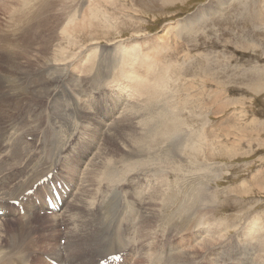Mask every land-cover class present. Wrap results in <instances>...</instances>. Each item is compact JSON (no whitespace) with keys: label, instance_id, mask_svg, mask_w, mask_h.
Masks as SVG:
<instances>
[{"label":"rangeland","instance_id":"obj_1","mask_svg":"<svg viewBox=\"0 0 264 264\" xmlns=\"http://www.w3.org/2000/svg\"><path fill=\"white\" fill-rule=\"evenodd\" d=\"M36 1L37 0L33 3H38V1ZM52 1L53 0H51V3H56ZM86 1L87 0H67L66 6V0H64V7H67V12H71L76 8V10L73 11L74 15L79 12L83 16L84 10L89 12V7L91 6L93 8L97 6L96 8L99 9L97 11L99 15L98 19L92 16L90 20L94 26L93 29L86 28V30L82 31L78 28L74 30V27L81 25V23H84L82 27L87 26V23L79 18L74 19L73 23H69L68 34L73 36L74 41L76 40L75 46L68 45V39H65V42L61 39L60 30H56L55 24L50 23L52 20L54 21V19L50 20L48 23H44L42 20H37L36 22L35 20L36 35H32L34 30L32 31L30 29L19 32L20 40H18V44L16 43V48L22 55L17 57V59L25 63L27 70H30L28 78L23 74L15 73V76L9 75L11 68L14 67V63L4 50L0 53V101L4 102L2 99L7 96L4 93L6 88L3 87L5 86L13 94H26L27 92L25 93V91L27 89L34 90L35 88V94L37 96L40 95L37 97L39 100H32L33 103L31 105L29 104V106L26 102L31 101L22 98V102L21 99H18L16 102L17 106L16 104L14 105L21 108L19 111L12 112V108L11 110L9 108L11 104L0 102V115H10L11 120L14 119L16 121L21 120L24 115L27 117V123L25 125L19 126L15 124V129L18 131L17 134L19 133L15 141L4 146L6 143V141L4 142L6 136L2 135L3 141L0 138V159L2 158L1 160H3L2 162L0 160V171L9 169V174L7 173L5 176L0 174V183L6 182L5 184L8 185L10 182L9 186L19 184V188L21 187L19 190L25 189L29 186V181L32 176L38 173L47 162L49 164H56L58 162V164H62L60 172L64 175L60 177L61 181L67 184L77 195L78 188H80L78 186L83 184L86 167L92 158L99 153L100 149L103 148L105 142L107 143V137L110 135L108 132L114 128H111L115 121L114 116L116 119L120 117V114L124 112L123 109L127 102H124L123 109H115L114 94L120 91H117V87H113L115 85L114 80H116L117 77L110 78L108 75L116 66L113 60V55L117 57V53H115V51H117L116 48L122 43H124V45L127 43L128 45L130 40V42H132L133 39L136 38L135 36L139 35L142 38H137L134 42L139 44L138 42L143 40L144 52L150 53L149 50L154 48L152 39L155 37L158 38V34L163 35L167 25L170 24L173 26L175 23L181 21L192 23L195 26L187 28L186 32L182 35L179 30L175 31L173 35L170 33V35H168L170 40L168 38L164 40V44L169 48L159 49L155 52V55L162 60L161 64L164 69L162 79L165 82V87L160 89L161 97H159V94L155 96L156 92H154V98H157L156 103L159 105L154 109L153 115L155 119L160 121L165 116L169 117V111H171V114L174 112L179 122L182 123V131L177 135L180 140L178 142L180 144L185 142V146L187 147L172 149L179 150L178 154L184 160L181 163H173L176 166L172 164L173 166L166 167L178 169V171L173 172V174L176 175L172 178L173 184L178 182L181 178L179 176L182 175H184L182 176V180L186 178L189 182L188 184L183 183V185L178 182L182 190H184V185L185 187L193 185L195 188L200 187V182L206 183L202 178L208 174V178L212 181L210 182L211 192L213 191L211 195L214 199L216 198V201L218 200V205H216L220 210L216 219H218V222H225L229 225H239L235 229L232 226L227 228L226 231L229 234L226 236V239L230 240L229 242L224 245L222 244L223 246L216 250L204 253L198 262L194 264H217L214 259H217L219 256L222 260V264H249L248 261L253 263V260H249L248 258H252V255H256V252H254V245L247 244L248 242L243 240V243L240 241L241 246L238 247L236 236L237 232H243L254 219L264 222V0H92L91 5L86 3ZM77 6L79 7L77 8ZM22 7L17 11L18 16L20 15L19 11ZM21 15H25V12ZM54 15L55 14H52V16ZM2 23H4V16L0 10V25ZM45 24H49V26L44 28ZM41 26L43 27L39 29ZM169 28L168 26L167 29ZM20 34H22V37ZM174 35H176L177 38H175ZM164 36L167 37L166 34ZM23 39L25 41H22ZM175 40H178L181 45L177 52L174 51ZM91 44L96 45L91 47L90 50H94V47L100 49L98 55H100L101 60L96 67L97 73H94V75L92 74L94 79H89L90 83H84L85 85H82L79 84L80 82H78V80H74L73 82L70 80L71 76H73L72 74H74L73 77L76 76V70L72 68L74 66L69 69L73 73L71 71H64L65 66H53L55 65L54 59L61 49L58 47L59 45H63L64 48L70 52L72 51L71 53H76L79 51L78 49L80 47L89 50ZM128 47L130 46L128 45ZM112 49H115V51ZM91 51L85 52L84 55H88ZM109 61L111 63H109ZM31 62H33L34 65L27 64ZM49 63L51 70L48 69L47 71H43V69L40 68L38 71L36 70L38 65H49ZM99 64H101V66ZM32 66L34 68V73H31L33 69L31 68ZM45 72L47 73L45 74ZM41 75L43 78H41ZM20 76L25 78L17 79V77ZM88 76L89 74L83 76V78ZM15 78L16 84L20 83V80L25 83L38 82L36 85L29 84L28 87L24 86L25 89L23 86H18L19 89L17 87V90H11L9 86L4 83H8L7 81L10 83ZM11 79L13 80L11 81ZM57 80H59V84H57ZM45 83L47 85H45ZM44 86L47 87H45L46 90ZM190 87L192 89H190ZM68 88L71 89L70 92H74V98H76L79 103L75 104L68 99ZM23 89L24 91H22ZM43 89L45 91L41 97ZM14 91L16 92L14 93ZM38 91L40 94H37L39 93ZM75 92H78V94ZM93 100L94 102L92 104ZM131 100L132 98L129 99V111L133 109ZM116 102H119V100L116 99ZM146 106L147 103H144L145 109H148L147 107L149 106ZM78 109L80 110L79 112ZM84 110H88L89 112L87 111L86 120H81L80 117L81 115L83 116ZM100 110H103L104 113H101ZM28 113L31 115H28ZM103 118L107 120L103 121ZM2 119L3 117L0 116V122ZM100 122H102V124ZM94 128H97L98 131L94 130ZM0 129H4L3 125H0ZM23 129H26L25 133ZM32 129L34 130L33 132ZM128 129L130 131L132 130L131 124L128 126ZM128 129H126L125 132L127 135L129 134ZM143 129L144 128H141V131ZM191 129H195L196 132L194 135L190 133L187 134L188 131H192ZM116 133L117 131L112 135ZM172 134H175V132ZM183 134L186 136H183ZM31 135L36 136L31 137ZM126 139L128 143L131 141L129 137ZM142 139L140 140V147H134L133 150H152V153H154L153 150H160L158 148L159 144L155 148L149 149L147 146H143V144H141ZM189 139H192L193 142L192 140L189 142ZM61 140L64 141V144H67L63 148L65 152H63L62 156H64L68 150H73L75 151L73 157H68L65 160H62V157L48 159L44 157L42 153L38 152V150H45V148L53 150V148L56 147L55 144L61 146ZM125 141L116 146L115 157L112 158L113 163H122L119 167H124L121 165H127L132 161L138 160V158L134 160L135 157L134 159L133 157L127 158L128 156L126 153L128 154V151L122 154V150H126L124 146ZM171 143H175L172 137L166 145L163 143L161 147L164 146L163 148L169 150L167 146ZM60 148H62V146ZM182 149L184 150L182 151ZM190 152H192V154ZM144 153L145 159H142L148 163L146 165L147 167H150V165H159L160 162L150 160L153 158L152 155H149L147 151ZM194 155H197L198 158ZM188 156L197 159L199 164H202L198 167L199 170L195 168V173H198L197 175L201 176L205 174L201 176L202 178L199 176L198 179L195 178V173L191 175L193 178L187 177V174L185 175L186 170L191 171L189 166L192 167L189 165L190 162L188 159L190 158ZM164 157L163 155L162 161L165 159ZM49 170L48 168L46 169V171ZM29 171L30 173H28ZM24 172L27 174H24ZM199 172H201V175ZM68 173L74 175L70 176ZM26 178H28L27 182L25 181ZM23 180L26 182L27 186L24 184ZM130 182H132V178L129 181V186ZM146 183L144 178L142 180L137 179L136 187L132 186V188H129L126 186L124 190H118L117 195L121 196L128 191L131 197H133L136 193V189L138 190L139 187L144 185L147 186ZM153 185L154 184L151 183L148 188L150 189ZM170 185H172V183ZM85 186H87V184ZM172 186L177 190V187L174 185ZM148 188L146 189L147 192H149ZM100 197L101 195H97L96 192V201H99ZM181 204V202L177 203L176 206H178V209H180ZM11 206L15 209L16 215L11 214L10 217L6 218L2 215L0 216V222L6 225L4 226L5 228L3 227V229H0V254L5 255L23 251L17 255L22 256L25 264H61L58 262L60 260L56 259V256L59 254L62 255L64 261L70 258L72 261L74 260L76 264H85L87 260L88 263H90L91 259H93V261L96 260V262L92 264L98 263L99 258H97L95 250L89 249L86 246L79 247L80 252L77 254L65 256L63 250L58 248L60 245L59 243H61V248H63L66 244V240H68V236H76L73 233V229L76 228V226L74 227L75 222L72 217H66L67 221L65 222L64 219H61V221L65 223V226L60 224L56 227L54 213L47 210L35 213L31 220L30 229L26 231V238L30 236L29 241L18 249L11 251L12 247L18 243L16 239L19 237L22 228L17 210L19 209L20 214L24 215V210L17 207L14 202H12ZM171 208V211H167L162 214V216L170 215L175 209ZM94 211L95 209H93V212ZM177 212L180 211L178 210ZM196 212L197 211H195V213ZM57 213L62 214L64 212L63 210H57ZM117 213L118 207L114 208L110 215H106L108 225L115 226L117 223ZM140 214L141 213H139V215ZM139 215L136 218L137 223H139ZM97 217V215L93 214L91 220L93 223H89V227L85 229L86 235L81 234L76 237L82 238L83 236H91V243H93L94 235L97 233ZM210 217L212 216L210 215ZM164 219L166 220L165 217ZM159 221H162V219H159ZM183 221L184 219L178 220L177 224L173 223V225L178 230L184 231L185 229L181 225ZM163 223L165 222H159L161 225L156 228L161 227L164 229L165 227L163 230L164 234L156 236L149 248L150 252L155 257H153L152 261L156 260L158 256H162L163 260H168L169 262L162 261L159 264H185L186 262L184 259L182 262L179 261V257L184 253L186 247H192L199 238H202L203 232L196 230L197 232L194 234H178L171 231L173 229L171 224L164 226ZM119 230L123 231V228L120 227ZM58 231L62 234L66 233V238L57 236ZM110 231L114 233L115 229H111ZM105 234H103V236H108L109 232L107 231ZM13 237L14 239L12 241ZM118 238L119 240H116L112 249L107 253L105 252V255L110 254L115 246H119V243L120 246L123 247L125 242H127L128 246L126 250L130 252L133 264L135 261L133 256V240L121 237ZM134 239L136 240L135 235ZM261 250L262 259L261 257L259 258L257 262L259 264L264 263V249L261 248ZM141 252L142 248L140 247L139 254ZM175 253L177 255H175ZM137 260L138 259H136L135 263ZM237 261L240 262L238 263ZM153 263L154 262H152V264ZM66 264H70V261L68 260Z\"/></svg>","mask_w":264,"mask_h":264},{"label":"bare ground","instance_id":"obj_2","mask_svg":"<svg viewBox=\"0 0 264 264\" xmlns=\"http://www.w3.org/2000/svg\"><path fill=\"white\" fill-rule=\"evenodd\" d=\"M37 1H38V3H33V2H35V0H0V10L2 11V15L4 16V23H2L0 25V32H1V35H0V53L2 52V50H4V52L6 54H8V56L11 57V59L14 63V67L11 68V70L9 72V75H11V76H15V73H16V74H23V75H25L26 78L29 77L30 70H27L25 63H23L17 59V57L22 55L18 51V49L16 48V43L18 44V40H20L19 39V32L20 31H25L28 29H30L32 31L34 30L32 35H36L37 32L35 29V25H36L37 20H42L44 23H48L50 20L54 19V21L52 20V22H50V23L55 24L56 30H60L61 39L64 42H65V39H68V41H69L68 45L75 46L76 40L74 41L73 36L68 34L69 23H73L74 19H76V18L83 20L84 22L87 23V26L82 27L84 25V23H81V25L74 27V30H77L79 28L80 30L84 31V30H86V28H88V29L94 28L92 22H90L92 16L95 19H98V17H99V15L97 13V11L99 9L96 8L97 6L94 8L92 6L89 7V12L84 10V15L82 16L81 13H79V12L76 13L77 15L73 14V11H75L76 8H75V10L72 9L73 11H71V12H67L68 11L66 9L67 7L66 8L64 7L65 6L64 0H53L54 3L56 2L55 4L51 3V0H37ZM91 1L92 0H87L86 3H89V5H91ZM65 3L67 6V0ZM20 7H22V9L19 11L20 15L18 16L17 11ZM69 7H70V5H69ZM78 7L79 6H77V8ZM23 12H25V15H21ZM81 12H82V10H81ZM52 14H55V15L52 16ZM35 20H36V22L34 23ZM42 21H41V23H42ZM49 24H45L44 28L49 26ZM168 26L170 27L169 29H167ZM191 26H195V25L192 23H185L184 21L177 22L173 26L170 24L167 25L166 30L163 33V35L158 34V38L155 37L152 39L153 44H154L153 45L154 48H151L149 50L150 53L144 52V50H143L144 49V41L143 40L138 42L139 44H136L134 42V40H136L137 38H142L139 35H136L135 36L136 38L133 39L132 42H130L131 40L128 42L129 43L128 45L130 47H128L127 43H126V45H124V43H122V44H119V46L116 48L117 51H115V49H112L115 51V53H117V57L115 55H113L114 59L112 58L115 61L116 66L108 76H110V78L117 77V79L114 80L115 85L113 87H117V91H120L119 93L114 94L115 109L116 110L123 109L124 102H126V101L127 102H126L125 107L123 109L124 112L122 114H120V117L118 119H116V117L114 116L115 121L111 127V128H113V127L114 128L112 130L108 129V130H110L108 132L110 135L107 137V143L105 142L103 148L100 149L99 153H97L92 158V160L90 161V163L86 167V169L84 171L85 176L83 177V184L78 186L80 188H78L77 195L75 192H73V190H71V188L67 184H65L61 181L60 177L64 176V175L60 172L62 164H58V162L56 164H49L47 162L46 165L40 171H38V173L34 174L32 176V178L30 177L31 179L29 181V186L26 185L28 178L25 179L26 182L23 180L24 184L27 186L25 189L19 190L21 188V187L19 188V186H18L19 184L18 185L14 184L12 186H9V184H10L9 181H8L9 182L8 185L5 184L6 183L5 181H4L5 183H0V216L2 215L3 217L6 218V217H10L11 214L16 215L15 209L11 206L12 202H14L17 207H20V208H22V210H24V213H23L24 215L20 214L19 209L17 210V212L19 213L18 214L19 219L22 223V228H21L19 237L16 239L17 240L16 242H18V243H17V245L14 244L15 246L12 247L11 251L18 249L20 246L25 245L29 241L30 236H28L26 238V231H27V229H30L29 227L31 225V220L34 217L35 213L40 212V211H44V210L49 211L47 198L49 196L54 198L53 188H56L58 190L60 197H61V200H62V207H60L58 210L59 211L63 210V212H64L62 214L61 213L58 214L57 211L53 212L54 213V219H56V221H55L56 227L60 224L62 226H65L64 222L67 221V218L72 217L73 221L75 222L74 227L76 226V228L73 229V233L76 236L81 235V234L86 235L85 229L88 228L89 225L93 223V221H91L93 214L98 216L97 217L98 223H97V227H96L97 233H96V235H94L95 236L94 238L92 237L93 243H91V236H86V237L83 236L82 238H78L76 236H68V240H66L65 246L63 248H61V243H59L60 245L58 247L60 250L61 249L63 250V252L65 253V256L77 254L80 252L79 247L86 246L89 249H94L95 252L97 253V258H99V261L97 264H132V262H133L132 256L130 257V255H131L130 252L126 250L127 246H128L127 242H125L124 246L122 244L123 247H121L120 243H119L118 244L119 246H115V248L113 249V251L110 254L105 255V252L107 253L108 251H110L112 249V246L116 243V240L117 239L119 240L118 237H121V238L133 240V242H132V244L134 245L133 256L135 258V261H136V259H138L136 263L134 261L135 264H152V262H154L153 264H155V263L159 264L162 261L169 262L168 260H163L162 256H158L156 260L152 261L154 255L149 250L151 242L153 241V239L158 235L164 234L163 230L165 229V227H164V229H162L161 227L156 228L157 226L161 225V224H159V222H165V223H163L164 226L171 224L172 225L171 227H173V229L171 231L178 233V234H182V233L194 234L197 232L196 230L203 232L202 238H199L192 247H186V249L184 250V253H182L181 256L179 257V261L182 262V260L184 259V261L186 262L185 264H194V263L198 262V260L202 257V255L204 253L216 250L217 248L223 246L225 243L230 241V240L226 239V236L229 234L226 231L227 228L232 226L235 229L239 225L238 226L229 225L228 223H225V222H218V219H216V216H218V213H220L219 212L220 210H219V207H217V205H218L217 201L218 200L216 201L215 200L216 198L214 199L213 196L211 195V193L213 191L211 192L210 182H212V181L210 180V178H208L209 177V176H207L208 174H206V175L203 174L205 176L202 178L201 176H203V175H201V172H199L201 176L197 175L198 173H195L196 172L195 168H197V170H199L198 167L201 166L202 164H199V161L197 159L190 158L188 156L190 158V159H188L190 162L189 165H191L192 167L189 166L191 171L186 170L185 175L187 174V177L193 178L191 175H194V173H195L196 174L194 176L195 178L198 179V176H199L204 181H206V183L200 182L201 186L197 187V188H195L194 185L193 186H187V187H185V185H184L183 186L184 190H182L180 183L182 185H183V183L184 184L189 183L186 180V178H184L182 180V176H184V175L179 176V177H181L180 180L178 181L180 183L175 182L173 184L172 178L174 176H176L173 174V172L178 171V169L174 168V167H172V168L166 167V166H173L174 165L173 163H178V162L181 163L184 160V159H182L181 156H179V154H178L179 150H172L174 148H180V147L181 148H187L185 146V142L181 143V144L178 142L180 140L178 139L179 136H177V135L180 134L182 131L181 130V124L182 123L179 122L178 118L176 117L177 115L174 112L171 114V111H169V117L165 116L160 121H158V119H155V117L153 115L154 109H156V107L159 105L158 103H156L157 98H154V92H156L155 96L159 94V97H161L160 96V93H161L160 89H163L165 87L164 86L165 82L162 79V76L164 75V71H163L164 69H163V66L161 64L162 60L157 55H155V52H157V50H159V49H168L169 48L168 46H166L164 44V42H165L164 40H166L168 38V35H170V33H172V35H173L175 31L179 30L180 34L182 35L184 32H186V29L190 28ZM42 27L43 26L39 27V29H41ZM82 31H80V32H82ZM165 34L167 35V37L164 36ZM21 35L22 34H20V36ZM174 37L177 38L176 35H174ZM22 41H25V40L23 39ZM19 44H22V43H19ZM174 44H175V50L174 51H176V52L179 51V46L181 47L179 41L175 40ZM95 45L96 44H91V46L89 47V50H86L85 48L80 47L78 49L79 51L76 53H71L72 51L70 52L69 50L64 48L63 45H59L58 47H60L61 49H60V52L58 53V55L56 56V58L54 59L55 65H53V66H60V67L65 66L64 71H66V72L71 71L69 69L72 66H74L72 68L73 69L75 68L74 70H76V73H75L76 76L73 77L74 74H72L73 76H71L70 80L72 82L74 80L75 81L78 80V82H80L79 84H82V85H85L84 83L88 84V83H90L89 79H91V80L94 79L93 75H94V73H97L96 67L101 60L100 55H98V53L100 52L99 48L94 47V50L93 49H91L92 51L90 50V48L95 46ZM87 51H91V52L88 55H86V54L84 55V53ZM60 56H62V57H60ZM57 57H60V58H57ZM107 60H109V59H107ZM109 63H111V62L109 61ZM27 64L28 65L29 64L34 65L33 62L27 63ZM99 65L101 66V64H99ZM49 66H50V63H49V65L48 64H40V65H38L36 70L38 71L39 68L43 69V71H47L48 69L51 70V68ZM31 68H33V66ZM31 73H34V68L32 69ZM46 73L47 72H45V74ZM61 74H63V73H61ZM87 74H89V76L83 78V76H86ZM70 75H71V73H70ZM59 76H60V74H59ZM25 77L20 76V77H17V79H22ZM41 78H43L42 75H41ZM12 80L13 79H11V81ZM150 80H151V82H150ZM7 82L8 83L5 82L4 84L8 85L11 90L12 89L17 90L16 88L18 86L19 87L23 86V88H24V86L28 87L29 84L36 85L38 81L37 82L35 81L32 83H28V82L25 83V82H21V80H20V83L16 84L17 82H16V78H15L12 82H10V83H9V81H7ZM59 83H60L59 80H57V84H59ZM45 85H47V84L45 83ZM67 85H69V84H67ZM19 87H18V89H19ZM45 87L46 86H44V88ZM67 87H69V86H67ZM82 87H84V86H82ZM3 88H6V91L4 93L7 96L4 97V99H2V100H4V102L3 101H0V102L5 103V104H11L9 106V108H10V110L12 108V112L13 111H19V109H21L20 107H16L17 106L16 102L18 101V99H21L22 102H23L22 98H25V99L31 101V102H26L28 106H29V104L31 105L33 103V101L39 100L37 97L40 95L37 96L35 94L36 93L35 88H34V90H28L27 89L25 91V93L27 92L26 94H18V93L13 94L8 90V88L6 86ZM46 88H45V90H46ZM24 89L22 91H24ZM183 89H182V91H183ZM190 89H192V88L190 87ZM45 90L43 89V92L41 93V97H42ZM67 91H68L67 94H69L68 99H70L71 102H73L75 104L79 103V101L76 98H74L75 97L74 92H70L71 91L70 88H68ZM185 91H186V88H185ZM15 92L16 91H14V93ZM179 92H180V90H179ZM37 94H40V92ZM76 94H78V92ZM1 98H2V96H1ZM131 98H132L131 105L133 106V109H132V111H129V109H130L129 99H131ZM116 99H118L119 102H116ZM93 102H94V100L92 101V104H93ZM144 103H147V106H149V107H147V106L146 107L148 109H145ZM14 104H16V106ZM74 108H75V106H74ZM77 108H78V106H77ZM79 111L80 110L78 109V112ZM87 111L88 110L83 111L84 112L83 116L81 115V117H80L81 120H86V115L89 112V111L88 112ZM76 112H77V110H76ZM100 112L104 113L103 110H100ZM31 113H33V112H31ZM28 115H31V114L28 113ZM0 116L3 117V119L0 123H4V124H0V125H3V128H4V129H0V136H1L0 138L3 141L4 139H2V135L6 136V139L4 140V142L6 141L4 146H6L8 143H11L18 138L19 133L17 134L18 131L15 129V124H18L19 126L25 125L27 123V117L24 115V117H22L21 120L16 121L14 119L11 120L10 115L5 114V115H0ZM105 120H107V119L103 118V121H105ZM31 121H32V119H31ZM100 123L102 124V122H100ZM130 124L132 127L131 131L128 129V126ZM107 126H109V125H107ZM20 128H22V127H20ZM141 128H144V129L141 131ZM126 129H128V133H129L128 135L125 133ZM25 130L23 129L24 133H25ZM94 130L98 131L97 128H94ZM191 130L192 131H190V132L188 131L187 134L190 133L191 135H194V133L196 132L195 129H191ZM33 131L34 130L32 129V132ZM115 131H117V133L112 135ZM173 132H175V134H172ZM94 133H96V132H94ZM30 134H29V136H30ZM32 136L34 137L36 135H31V137ZM183 136H186V135L183 134ZM187 136H189V135H187ZM127 137H129L131 139V141L129 140L130 141L129 143H128V140L126 139ZM171 137H172L173 141H175V143H171L170 145L167 146L169 148V150L163 148L164 146L161 147V145L163 143H165L164 145H166L168 143V141L171 139ZM191 137H193V136H191ZM141 139H142L141 144H143V146H147L148 149L149 148H155L159 144L158 148L160 150H153L154 153H152V150H145V151L144 150H133L134 147H140V140ZM176 139H177V141H176ZM191 140L192 139H189L188 141L190 142ZM124 141H125L124 146L126 147L125 148L126 150H122V154H124L126 151H128V154L126 153V155L128 156L127 158L133 157V159H134V157H135L134 160H136V158H138V160L132 161V162L128 163L127 165H121L124 167H119L120 164H122V163H113L112 158L115 157L116 146L120 145ZM4 142H2V143H4ZM192 142H193V140H192ZM66 145L67 144H64V141L61 140L62 148H60L61 146H58L57 144H55L56 147H54L53 150L52 149L48 150V148H45V150L44 149L38 150V152L42 153V155L48 159H51L53 157H62V160H65L68 157H73L74 156L73 154L75 153V151H73V150H68L66 152V154L64 156H62L63 152H65V150H63V148ZM183 150L184 149H182V151ZM146 151L149 155H152V157H153L150 160L160 162L158 166H152V165H150V167L146 166L148 163L143 160V159H145V157H144L145 153L144 152H146ZM187 151H186V153H187ZM190 153L192 154V152H190ZM163 155L165 156L164 157L165 159L162 161ZM194 156L196 158H198L197 155H194ZM13 157H15V156H13ZM139 158H141V159H139ZM17 160H18V158H17ZM2 161L3 160H1V162ZM28 162H30V161H28ZM33 162H35V161H33ZM26 164H27V162H26ZM216 164H217V161H216ZM174 166H176V165H174ZM47 168L50 170L46 171ZM119 168H121V169H119ZM24 169H25V167H24ZM26 169H28V168H26ZM182 170L184 171L183 167H182ZM205 170H207V169H205ZM8 171H9V169H6L4 171H0V174H3L5 176L8 173ZM30 171L28 173H30ZM49 173H51V174H49ZM24 174H27V173L24 172ZM68 175L73 176L74 174L71 175L68 173ZM80 178H82V177H80ZM131 178H132V182H130V186H129V181ZM143 178L145 179V182H147L146 183L147 186L144 185V186L139 187L138 190L136 189V193L133 197H131V195L128 193V191L125 192L124 194H122L121 196L117 195L118 194L117 191L118 190H124V187H126V186H128L129 188L130 187L132 188V186L136 187L137 179L142 180ZM191 181H193V180H191ZM80 183H81V181H80ZM151 183H153L154 185L151 186L149 189L148 186H150ZM171 183H172V185L177 187V190H176V188H173L172 185H170ZM86 184H87V186H85ZM147 188L149 189V192H147V190H146ZM26 189H29V190H26ZM96 192H97V195H101L99 201L97 200L98 202L96 201ZM132 194H134V193H132ZM179 202L182 203L180 206V209H178V206H176L177 203H179ZM36 206H38V207H36ZM116 207H118L117 223L115 224V226L108 225L106 215L107 214L110 215L112 213V211L114 210V208H116ZM170 208L171 209L175 208V209L173 210V212L170 215L162 216V214L166 213L167 211H171ZM93 209H95L94 212H93ZM178 210L180 212H177ZM195 211H197V212L195 213ZM53 213H51V214H53ZM139 213H141V214L139 215ZM138 215H139V218H138L139 223L136 222V218L138 217ZM210 215L212 217H210ZM164 217L166 218V220L164 219ZM61 219H64V222H62ZM159 219H162V221H159ZM181 219H184V221L181 223L182 227L185 229L184 231L178 230L173 225V223L177 224V221L181 220ZM93 220H95V219H93ZM263 225H264V222L257 220V219H254L253 221H251L249 226L243 232H241V233L237 232L236 241H237L238 247L241 246L240 241H242V243H243V240L248 242L247 244L254 245V248H255L254 252H256V255H252L253 256L252 258H248L249 260H253V263L248 261L249 264H259L257 262H258L259 258L262 256L261 248L264 249V226ZM4 226H6V225L2 224L0 222V229H3ZM120 227L123 228V231L119 230ZM168 228H170V227H168ZM111 229L112 230L115 229V232L114 233L111 232L110 231ZM4 230H6V229H4ZM107 231L109 232V235L103 236V234L107 233ZM124 232H126V233H124ZM167 233H168V231H167ZM105 235H107V234H105ZM134 235L136 236L137 243H136V240L134 239ZM2 236H4V235H2ZM57 236H62V237L66 238V233L62 234L60 231H58ZM65 238H62V239H65ZM13 239H14V237L12 238V241H13ZM187 245H188V242H187ZM140 247L142 248V252L139 254ZM165 249H164V251H165ZM245 249H243V250H245ZM238 250H240V249H238ZM162 251H163V249H162ZM245 251H247V250H245ZM21 252H23V251H21ZM21 252H18V253H21ZM18 253L5 254V255L0 254V264H23L24 263L23 258L21 255H17ZM240 253H241V251H240ZM13 254H16V255H13ZM172 254H173V252H172ZM175 255H177V254L175 253ZM243 255H245V254H243ZM56 257H57L56 259L60 260L58 262L61 264H66V262L68 260L70 261V264H76L75 261L74 260L72 261V259H70V258L67 261H64L62 258V255H60V254L57 255ZM219 257L217 259H214V260H216L217 264L222 262L221 258H219ZM263 257H264V254H263ZM102 258H104V259H102ZM175 259H177V258H175ZM261 259H262V257H261ZM228 260H229V258H228ZM24 261H25V259H24ZM94 262H96V260L93 261V259H91L90 263H88V260H87L85 262V264H92ZM164 264H169V263H164Z\"/></svg>","mask_w":264,"mask_h":264}]
</instances>
